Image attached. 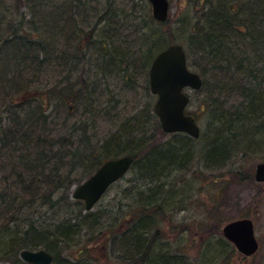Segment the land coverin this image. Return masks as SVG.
I'll return each instance as SVG.
<instances>
[{
  "label": "rangeland",
  "instance_id": "rangeland-1",
  "mask_svg": "<svg viewBox=\"0 0 264 264\" xmlns=\"http://www.w3.org/2000/svg\"><path fill=\"white\" fill-rule=\"evenodd\" d=\"M66 1L0 0V53L2 52L1 45L3 43H8L9 46H12L13 43L18 44V39L19 41H22V37L34 39L38 33H41L43 38L41 43L46 44L50 42L53 36H57L58 34V32L56 33L52 30V21L57 22V18L55 20L50 18V20L43 22V13L49 8L72 7V5L69 6L71 3ZM168 1L170 3L168 21L162 26L151 23L154 26L149 25L151 29H148L147 24H143L144 27L141 29L140 26H137L140 17H142L141 22L144 23L146 19L143 20V17L146 15V11L150 10L151 13V6L145 0H76L74 8H88V10H86L85 15L75 13L76 20L73 21L72 19L70 22L67 20L71 16L70 14H58L56 16L62 17V24L58 22L62 26L66 22L72 25L70 29L63 31L62 39L59 37L61 39L60 49H66V56H71V53L76 54L75 51L77 52L79 50L78 35L88 34L94 23L98 24L93 33V38L96 42L89 46L90 51L88 53L91 54L99 49L101 45V41L99 40H107L109 43V39L102 34L103 31L108 33L109 27H107V20L99 23L98 18L105 10H109L110 14L115 11V22H118V31L120 34L118 36L113 32L110 36L116 41L120 40L119 44L118 42L114 44L116 49L118 48L119 54L121 51L124 52L123 48L130 53L145 38H159L158 36H160L163 38L164 45L166 43L168 44L169 41L181 44L186 55L188 52L191 55V57H188L189 60H187L188 67L198 73L202 66L193 46L195 26L200 17L198 12L201 11V8H209V4L212 6L216 5L217 7L218 4L232 0H206L208 1V5H203L201 8L195 7L199 3H204L205 0ZM242 1L233 0V3L237 5L234 8H237L236 13L238 19L241 22H245L248 0H244L241 3ZM249 3L251 4V0H249ZM251 6L264 8V0H253ZM37 8H42V12L39 13L38 10L40 9ZM54 14L55 12L52 13V16ZM48 17L50 16L48 15ZM86 21H89V25L84 24ZM112 26H117V24ZM149 30L153 34L148 35ZM69 36L72 37L71 40ZM120 44H124V46L120 48ZM54 46L57 47V44L55 43ZM108 46H113L111 40ZM239 46L241 50L245 48L244 44ZM251 48L261 53L256 47ZM26 49V46L12 49L3 58L0 57V73L4 72L0 78L4 82L0 83V110L3 111L7 107L13 110L11 103L6 100L9 93L16 106L20 105L18 102H21L22 98L16 99L18 94L14 93H17L22 86L32 85L34 89L43 90V93H46L44 96L34 92L33 94L37 95L38 98H44L48 97L49 94L47 92L52 87L56 85L62 86L67 81L74 82L75 84L72 90L66 89V91H63L65 96L64 103H61L60 98L58 99L50 92L49 100L51 99L52 102V112L57 116L55 118L57 124L48 123L46 127L53 130L52 135L55 137L68 134L70 129L71 131H76L74 137L69 140L75 143L79 140V134L81 136L85 132L86 136L91 139V144L88 146L84 145V148H80L82 157L88 155V151L95 147L94 144L96 142L104 141L105 138H109L110 136L113 138V148L120 147L121 151L134 149L136 145L132 140L133 138L136 139V134L132 133L127 135L124 132L129 128V123L132 118L142 120L145 118L144 112L147 111L150 122L149 127L146 126V129H148L150 134L152 133L153 135L154 133L157 143L163 144L174 139H184L182 135L173 138L171 135L155 133V130L159 127V122L156 117H152L154 116L152 107L155 102V97L144 88L147 83L146 75L143 74L138 79L133 78V83L129 84L130 81L127 82L124 79L125 77L119 72V65L117 64L114 73H106L103 77L104 79H100V76L97 77L101 86V93L98 96L100 97L101 95L103 104L98 108L92 109L91 113L90 108L85 110L82 106L84 100L80 99L83 97L81 96L77 97L79 106L74 111L72 109L74 105L72 91L76 89L78 91L79 87H81V82L84 80L88 84V88H90L91 81L89 75L81 74V82H77L79 80L78 76L71 74L66 69L65 65L62 64L63 60L61 61L59 59V55L52 57L50 61H39L36 58V62L40 64H36L33 67L28 60L30 58L26 57L28 54L25 53L27 51ZM13 51H15L13 53L14 55H11ZM124 54H120V57ZM20 55L24 57L23 61L25 63L19 65L21 70L18 72L14 68L17 63L15 60ZM137 56L139 55L137 54ZM94 58L95 55L89 62H92ZM137 59L139 58L135 60ZM105 60L109 61L110 57L107 56ZM74 64H76L80 72L89 68L88 62H80V64L75 62ZM236 66L242 67V65L233 62L229 68L234 70ZM132 67L134 68L133 71L140 68L136 62L132 64ZM131 72L132 70L130 69V74ZM66 76H68V79L65 78ZM239 77V74L235 75L234 80H238ZM108 84L114 90L115 97L112 101L108 100L106 102L107 96L103 92L105 86ZM186 92L191 99L190 104L186 108V112L195 118L200 129V134L202 135L201 139L193 144L189 141L193 147L191 152H194L192 150L199 151L203 149L207 142L208 135L206 136L205 132H209V119L206 109L201 102L205 98L204 94L195 95L190 90ZM84 95H88V93ZM27 100L25 99V101ZM238 100L239 98L236 95H230L227 100L228 105H236ZM114 101L118 103L115 104ZM24 110H27V107ZM140 114L143 115L142 118H140ZM4 115L3 112L0 113V116ZM21 116L23 120L26 119L23 112ZM3 121V124H0V128H7V121ZM131 129H134V127L129 128V130ZM119 136L122 137L118 138ZM10 137H12V134ZM30 138L32 143L37 144V140L33 139L32 136ZM250 142L245 147L246 155L240 156L236 154L224 169H206L203 166V159L199 156L193 159L195 153H192L189 157L187 170L178 168L173 170L169 177L157 179L158 181L156 180V182L150 184L144 180L140 182L138 176H136L138 173H136L134 168L122 179L115 182L90 212H102L104 215V224L107 226L104 228L113 230L112 239L115 235L120 236L124 229L127 230L125 217L132 213V210H136V206H148V196L161 192L164 198L160 203L161 210H164L163 213L165 215L160 220V223L155 222V228L158 229V234L162 238L154 239L151 252L148 254V262L139 264H163V260L166 264H264V183L254 181L255 166L264 161V136H259ZM4 154L7 156L6 150L0 151V192H7L10 196H13L12 198L7 197L8 199L19 200V203H22L20 207L22 212H17L18 209L16 208H13L14 211L11 212L12 208L7 207L6 204L0 205V252L3 251V248L11 238L17 236L19 229L24 230L26 228L22 220L25 219L27 224L30 218L36 219V222L47 221L48 223L56 219L55 213L51 214V210H48L46 201L41 204V202L36 201L37 199L28 198L26 196V190L20 189L17 186L14 177L10 173L11 169H9L8 163L2 160L4 159ZM10 157L12 158V156ZM90 171L77 168L71 174V180L59 190L49 189L50 182L46 180L40 186V193L45 194L46 198L50 194L49 198L54 197L60 199L61 193L65 196L64 193L66 192L69 200V208L74 202L73 193L76 186L87 179L88 175H91L95 171V168L91 173ZM37 182L39 183L40 181L38 180ZM139 192L141 194H138ZM28 202L31 203V205L29 204L30 208L27 205ZM153 204L157 205L156 203H151L150 205L154 206ZM34 206H40L38 207L37 214L34 211ZM76 207V205L72 206L77 212ZM85 212L84 210L83 213ZM15 216L19 217L14 222L13 217ZM151 216L155 221L159 219L153 213ZM240 218H250L254 223V234L259 246L257 252L252 256L245 257L241 255L221 234L222 227L226 223ZM83 231L85 232V229ZM150 234L155 235L153 231ZM149 236L148 239H151L152 237L150 238ZM85 237L87 236L84 235L82 241L86 243L84 246L90 247L88 248V254L92 257L90 260L95 259V264L129 263L131 254H133L129 243H125L126 248L123 247L120 249L111 244V239L110 241H107V239L106 241H96L93 239L94 241L88 244ZM102 237L104 238V235ZM54 250H58L59 264H71V262L76 261L79 255L75 247L64 251L62 246H59V248L56 246ZM20 251L18 254L16 252V255L13 254L7 261L2 260L0 256V263L25 264L19 258Z\"/></svg>",
  "mask_w": 264,
  "mask_h": 264
},
{
  "label": "trees",
  "instance_id": "trees-1",
  "mask_svg": "<svg viewBox=\"0 0 264 264\" xmlns=\"http://www.w3.org/2000/svg\"><path fill=\"white\" fill-rule=\"evenodd\" d=\"M66 2L71 3L69 6L72 5V7L49 8L43 13V22L50 20V18L52 20L57 18V22L52 21V30L56 33L58 32V34L53 36L50 42L41 43L43 41L41 33H38L34 39L22 37V41L18 39V44L13 43L12 46H9L8 43H3L0 57L3 58L12 49L26 46V50L29 51L25 52L26 54L28 53L26 57L30 58L28 60L33 67L36 64H40L36 62V58L39 61H50L52 57L59 55V59L63 60L62 64L65 65L66 69L71 74L78 76L79 80L77 82H81V74L89 75L90 88H88V84L84 80L81 82V87H79L78 91L77 89L72 91L74 97L72 98L74 103L72 109L74 111L79 106L77 97L81 96L83 97L80 99L84 100L82 106L85 110L90 108V112L103 104L101 95L100 97L98 96L101 93V86L97 77L100 76V79H104L103 77L106 73H114L117 64L119 65V72L122 73L127 82L130 81L129 84L133 83V78H141L143 74L146 75L147 80L148 65L151 61L149 59H152L155 54L163 50L168 44L173 43V41H169L168 44L164 45L163 38L160 36H158L160 39L154 37L145 38L130 53L123 48L125 54L121 51L120 54L124 55L120 57L118 48L116 49L114 45L117 42L119 44L120 40L116 41L110 36L113 32L118 36L120 34L118 22H115V11L110 14L109 10H105L98 18V22L101 23L103 20H107L108 33L103 31L102 34L109 39V43L107 40H99L101 41L99 49L91 54L88 53L90 51L89 46L96 42L93 38V33L98 24L94 23L88 34L78 35L79 50L75 51L76 54L71 53V56H66V49H60V40L62 39L63 31L70 29L72 25L66 22L62 26V17L56 16L58 14H70L71 16L67 19L70 22L72 19L73 21L76 20L75 13L85 15L86 10H88V8H74L76 0H67ZM243 2L244 0L241 3ZM252 2L253 0H251V4ZM206 4L208 5V1L205 0L204 3L197 4L195 8H201ZM247 4L248 8L246 9L248 12L246 11L245 22H241L238 19L237 8H234L237 5L233 3V0L218 4L217 7L209 4V8H201V11L198 12L202 19L199 17V21L195 26L193 46L202 66L198 73L203 80V84L199 91L193 93L195 95L204 94L205 98L201 102L209 119V132H205L206 136L208 135L207 142L204 148L199 151L192 150L194 152H191V149H193L191 144L200 140L201 134L197 140L182 133L171 134L173 138L182 135L184 139H174L163 144L157 143L154 133L152 135L146 129V126L149 127L150 122L147 111L144 112L145 118L142 120L132 118L129 128L133 126L134 129L129 130L127 128V131L124 132L127 135L136 134V139L133 138L132 140L136 145L134 149L121 151L120 147L113 148V138L110 136L105 138L104 141L96 142L94 144L95 147L88 151V155L82 157L80 148L91 144V139L86 136L85 132L81 136L79 134V140L75 143L69 140L74 137L76 131H71L70 129L68 134L55 137L52 135L53 130L46 127L48 123H56L55 118L57 117L52 112V102L51 99L49 100L50 92L58 99L60 98L61 103H64L65 96L63 91H66V89L72 90L74 82L64 80L67 81L65 84L52 87L47 92L49 94L48 97L44 98H38L37 95L33 94L34 92L44 96L46 93H43V90L34 89L32 85L22 86L17 93H14L18 94L16 99L22 98V101L18 102L20 104L18 106L13 102L9 93L6 100L11 103L13 110L8 107L4 108L3 111L0 110V113L3 112L5 114L0 116V124H3V120L7 121V128H0V151L6 150L8 156L4 154V159L2 160L8 163V167L11 169L10 173L14 177L17 186L26 190V196L30 199H37L36 201L41 202V204L46 201L48 210H51V214L55 213L56 219L54 218L55 220L48 223L47 221L36 222V219L30 218L27 224L25 219L22 220L26 228L24 230L19 229L17 236L7 242L5 249L3 248V251L0 252L2 260H9L13 254L16 255V252L18 254L23 248L28 250L41 248L53 255V264H59L58 250L54 249L56 246L58 248L62 246L64 251L70 250L71 247L77 248L78 258L71 264H95V259L90 260L92 259L88 254V248L90 247L84 246L86 243L82 241L83 236H87L85 238L88 244L94 241L93 239L96 241H106V239L110 241L113 230L104 228L107 226L104 224L102 212L86 211L83 203L77 200H74L68 208L69 200L66 192L64 193L65 196L61 193L60 199L49 198L50 194L46 198L45 194L40 193V186L46 180L50 182L49 189L59 190L71 180L70 176L77 168L91 170V173L94 168H98L106 160L129 155L133 157L131 170L135 168L139 181L142 182L144 180L152 184L157 179L169 177L172 171L178 168L187 170L189 157L192 153H195L193 159L197 156L203 159V166L206 169H224L236 154L240 156L246 155L245 147L251 143L250 141L259 136H264V8L251 6L249 0ZM41 9L38 10L39 13L42 12ZM53 12L55 14L52 16ZM144 19H146L144 23L141 22L142 17L138 21L137 26H140L141 29L144 27L143 24H147L149 29V25L153 26L151 23L162 26L168 21L165 23L155 22L151 17L150 10L146 11ZM58 22H61V24ZM84 24L89 25V21ZM114 24H117V26H112ZM150 32L149 30L148 35L153 34V32ZM71 38L69 36L70 40ZM110 40L113 46H108ZM55 43L58 50L54 46ZM243 44L245 48L241 50L239 45ZM66 45L68 44L66 43ZM119 46L121 48L124 44ZM251 47H256L261 53ZM56 51L60 52L57 53ZM14 52H11V55H14ZM94 55V60L89 62ZM107 56L110 57L109 61L105 60ZM189 56L191 57L188 52L187 60H189ZM136 58L139 59L135 60ZM23 60L24 57L21 55L15 60L17 68L15 66L14 69H17L18 72L21 70L19 65L25 63ZM75 62L79 64L80 62H88L89 68L80 72L76 64H74ZM134 62L140 66L135 71H133L134 68L132 67ZM233 62L242 65V67L236 66L234 70L230 69L229 66ZM130 69L132 70L131 74ZM3 74L4 72L0 73V78ZM238 74L240 77L238 80H234V76ZM65 78L68 79V76ZM0 83L4 82L0 79ZM144 88L148 91V83L145 84ZM26 89L28 90L24 93ZM85 93H88L89 96L84 95ZM103 93L107 96L106 102L108 100L112 101L115 97V92L109 84L105 86ZM230 95H236L239 98L236 105H228L227 100ZM25 99H28V102ZM114 103L117 104L118 102L114 101ZM25 107H27V110H24ZM22 112L26 117L25 120L22 119ZM142 117L143 115L140 114V118ZM152 117L155 118V116ZM155 133L164 134L160 126L155 130ZM11 134L12 137H10ZM30 136L37 140V144L32 143ZM121 137L119 136L118 138ZM189 141H191V144ZM61 173L62 176L60 177ZM38 180L40 181L39 183L37 182ZM138 194H141V192ZM161 194V192H158V194L148 196V206L146 207L136 206V210H132V213L125 217L127 230L124 229L120 236L115 235L111 239V244L120 249L126 248L125 243H129L133 254H131L127 264L148 262V254L151 252L154 239L162 238L158 234V229L155 228V222L160 223V220L165 215L163 213L164 210H161L160 203L164 199ZM7 197L12 198L13 196H10L7 192H0V205L6 204L7 207L12 208L11 212L14 211L13 208H16L18 209L17 212L21 213L20 207L22 203H19V200L15 201ZM151 203H156L157 205L153 204L154 206H151ZM29 204L31 205V203L28 202L27 204L30 208ZM73 205L77 206V212L72 208ZM38 207H33L36 214ZM151 209L153 210L150 211ZM84 210L86 211L85 213H83ZM152 213L158 216L159 219L155 221L151 216ZM18 217H13L14 222ZM17 225L19 227L18 223ZM83 229H85V232ZM152 231L155 235L150 234ZM103 235L104 238L102 237ZM147 235L152 238L148 239ZM162 263L166 264L164 260Z\"/></svg>",
  "mask_w": 264,
  "mask_h": 264
},
{
  "label": "water",
  "instance_id": "water-1",
  "mask_svg": "<svg viewBox=\"0 0 264 264\" xmlns=\"http://www.w3.org/2000/svg\"><path fill=\"white\" fill-rule=\"evenodd\" d=\"M148 1L152 6L153 18L164 22L168 15L167 0ZM201 85L200 76L187 68L181 45H169L155 56L149 68V88L150 92L157 96L153 112L159 118L165 133L182 132L193 138L199 136V128L193 117L184 113L189 102L184 89L198 90ZM132 162L133 159L129 156L105 162L75 189L74 198L83 201L86 210H90L106 189L126 173ZM254 178L258 183L264 182V162L256 165ZM222 235L244 256H251L257 249L250 219L235 220L226 224L222 228ZM20 258L28 264H52L53 259L45 250H23L20 252Z\"/></svg>",
  "mask_w": 264,
  "mask_h": 264
}]
</instances>
